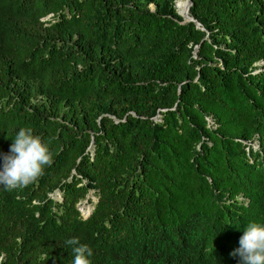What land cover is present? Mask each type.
<instances>
[{
    "label": "trees",
    "instance_id": "obj_1",
    "mask_svg": "<svg viewBox=\"0 0 264 264\" xmlns=\"http://www.w3.org/2000/svg\"><path fill=\"white\" fill-rule=\"evenodd\" d=\"M189 16L0 0V154L31 128L53 158L0 186V264H72L73 237L91 264H241L264 224V0H191Z\"/></svg>",
    "mask_w": 264,
    "mask_h": 264
},
{
    "label": "clouds",
    "instance_id": "obj_2",
    "mask_svg": "<svg viewBox=\"0 0 264 264\" xmlns=\"http://www.w3.org/2000/svg\"><path fill=\"white\" fill-rule=\"evenodd\" d=\"M12 141L9 153L0 154V186L8 191L35 182L44 174L45 167L53 163L48 146L31 128H20ZM66 243L74 246L72 264H91V248L75 237ZM232 255L239 256L241 264H264V224L249 223Z\"/></svg>",
    "mask_w": 264,
    "mask_h": 264
},
{
    "label": "rangeland",
    "instance_id": "obj_3",
    "mask_svg": "<svg viewBox=\"0 0 264 264\" xmlns=\"http://www.w3.org/2000/svg\"><path fill=\"white\" fill-rule=\"evenodd\" d=\"M176 1L177 2H179V1H186V0H175V4H176ZM247 144L248 145H250L251 147H252V150L254 151V150H256V149H258V146H257V141H256V139H254L253 141H250V142H247ZM52 196L54 197V198H56V199H60L59 198V196L57 195V194H52ZM90 199L89 200V202L91 203H89V202H86V199ZM96 195L94 194V191L93 190H90L89 192H88V194H87V198L86 199H84V200H82V202L85 204V205H87V206H89V208L92 206V204L94 203V201H96Z\"/></svg>",
    "mask_w": 264,
    "mask_h": 264
},
{
    "label": "bare ground",
    "instance_id": "obj_4",
    "mask_svg": "<svg viewBox=\"0 0 264 264\" xmlns=\"http://www.w3.org/2000/svg\"><path fill=\"white\" fill-rule=\"evenodd\" d=\"M177 9L180 13L189 15V12H187L188 2L186 1H176Z\"/></svg>",
    "mask_w": 264,
    "mask_h": 264
},
{
    "label": "water",
    "instance_id": "obj_5",
    "mask_svg": "<svg viewBox=\"0 0 264 264\" xmlns=\"http://www.w3.org/2000/svg\"><path fill=\"white\" fill-rule=\"evenodd\" d=\"M187 2H188L187 12H189V9H190V6H191V0H187ZM175 7L177 9V5L176 4H175ZM177 13L183 17L185 22H187V21H195L191 16L180 13L178 11V9H177ZM195 22H196V24L198 26L199 23L197 21H195Z\"/></svg>",
    "mask_w": 264,
    "mask_h": 264
},
{
    "label": "built area",
    "instance_id": "obj_6",
    "mask_svg": "<svg viewBox=\"0 0 264 264\" xmlns=\"http://www.w3.org/2000/svg\"><path fill=\"white\" fill-rule=\"evenodd\" d=\"M77 208L80 211L81 214L85 215L89 211V206L85 205L82 201L77 203Z\"/></svg>",
    "mask_w": 264,
    "mask_h": 264
}]
</instances>
